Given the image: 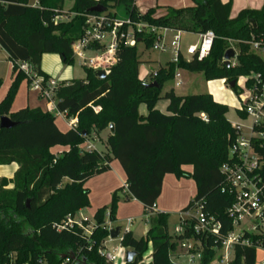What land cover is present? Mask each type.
I'll return each instance as SVG.
<instances>
[{
    "label": "trees",
    "instance_id": "obj_1",
    "mask_svg": "<svg viewBox=\"0 0 264 264\" xmlns=\"http://www.w3.org/2000/svg\"><path fill=\"white\" fill-rule=\"evenodd\" d=\"M66 1L74 2L72 16L64 12ZM191 1L193 5L168 6L166 14L157 15L158 7L141 12L136 0H37L36 5L29 0H0V47L13 65V82L0 102V120L8 116L18 123L12 128L0 127V166H19L13 178H0V264H77L83 260L86 264H112L99 249L109 237L105 213L109 210L110 220L115 221L119 190L124 187L116 190L110 206L97 210L90 235L79 227L59 231L57 225L90 206L86 182L107 172L114 160L126 175L127 200L142 204L150 224L141 238H136L132 230L122 234L121 246L137 252L135 260L126 264H144V254L150 247V264H176L174 256L183 255L180 243L190 238L203 240L201 264H210L214 259L212 237L204 240L189 229L171 235L168 214L153 208L162 194L166 175L192 178L197 191L182 210L200 201L204 212L221 222V235L228 233L231 221L227 209L234 194L220 169L229 160L228 148L236 134L226 117L230 108L210 93L182 96L173 89L165 94L162 90L180 67L203 73L207 80L222 78L229 83L252 73L264 77V59L250 45L252 37L264 40V3L261 9H243L233 18L229 2ZM97 5L105 7L103 13L109 18H117L116 7H125L130 23L122 28L133 29L136 45L120 41L115 52L117 62L105 79L83 65L85 78L59 82L54 96L57 108L68 117H77V126L63 131L57 126V117L40 108L12 111L21 82H32L19 64L28 62L45 80L50 76L41 70L43 54H58L64 64H72V42L84 34L87 17L103 14L91 10ZM60 16L66 19L56 20ZM137 23L198 35L212 30L216 38L211 52L202 60L180 55L179 62L170 60L147 82L139 77L142 60L138 46L143 43L146 50L153 49L156 34L145 28L139 30ZM227 40L239 43L235 65L224 64V53L230 47ZM154 80L159 87L147 86ZM2 83L0 77V88ZM162 99L168 101L166 113L156 106ZM141 104L146 106L145 115L140 112ZM238 111L241 113V107ZM111 124L114 130L103 142L106 151L82 147ZM56 146L67 149L55 153L52 149ZM258 151L264 155V148ZM186 166L192 170L185 171ZM10 184L13 188H7ZM234 253L230 264H256L255 247L239 245ZM71 254L75 259L63 257Z\"/></svg>",
    "mask_w": 264,
    "mask_h": 264
},
{
    "label": "built area",
    "instance_id": "obj_2",
    "mask_svg": "<svg viewBox=\"0 0 264 264\" xmlns=\"http://www.w3.org/2000/svg\"><path fill=\"white\" fill-rule=\"evenodd\" d=\"M36 3L37 0L31 5H36ZM60 19L63 18L61 16L56 17V20ZM125 23L129 24V19L109 18L104 13L89 15L84 34L72 42L73 57L77 58L84 66L95 71L103 70L108 73L117 62L115 52L120 41L124 39L126 44L136 45L133 29L129 28L126 31L122 28ZM136 27L139 30L145 28L152 33L154 32L156 40L153 48L168 51L169 46H171L174 52L171 60L179 62V56L181 55L180 42L184 32L174 30L175 34L168 45L162 40L161 34L162 30L168 29L149 26L146 23H137ZM215 38L216 35L212 30L199 34L198 43L190 44L187 47L186 54L188 57L186 59L189 60L196 56L202 60V58L209 55ZM250 45L253 52L257 50L264 51L263 39L252 37ZM235 64L236 61L233 65ZM19 67L29 79H32L31 85L39 90L41 96L48 101V111L56 117L63 118L70 129L75 128L78 118L68 117L65 112H61L57 108L54 96L59 81L52 77L45 80L43 76L35 73L32 65L28 62L20 63ZM175 77H179L178 72H176ZM146 78L147 75L142 76L141 79L146 80ZM236 83L240 84L241 90L247 92L244 97H241L240 94V115L249 119L251 124H232L236 134L228 148L229 160L223 163L220 169L226 176L228 187L234 194V201L227 209L231 229L222 236L220 233L221 222L208 212H204V205L200 201H194L189 209L180 211L181 224L175 228L176 234H183L185 230L189 229L204 240L211 237L214 239L216 256L210 264H230L235 257V248L239 245L255 247L257 251L260 250L264 253V155L258 151V149L264 148V77L262 74L252 73L249 77H240ZM181 84L182 81H177L176 87H180ZM202 118L205 121L208 120L205 114L202 115ZM244 129H248V135L244 134ZM87 141L82 147L86 150H96ZM225 191L226 189L223 188V192ZM153 209L157 211V206L154 205ZM126 221L128 227L125 231L129 230V226L133 224V218H127ZM74 227H79L84 234L90 235L95 228V224H89L86 219L76 220L75 216L69 215L57 225L59 231L67 228L73 229ZM108 228L109 230L112 229L110 225ZM179 247L182 254L187 255L189 262H194L203 256L204 244L201 239H185ZM99 253L108 262L114 263L118 258L117 254L105 252L103 245L99 249Z\"/></svg>",
    "mask_w": 264,
    "mask_h": 264
},
{
    "label": "rangeland",
    "instance_id": "obj_3",
    "mask_svg": "<svg viewBox=\"0 0 264 264\" xmlns=\"http://www.w3.org/2000/svg\"><path fill=\"white\" fill-rule=\"evenodd\" d=\"M158 5L153 4L152 0H139L140 7L142 9H149L154 5V7H158V11H160L161 14H166L168 6L173 7H183V6H177L178 0H158ZM189 5H193V2L190 0ZM186 6V5H185ZM114 12L117 13L118 20H125L128 18V13L126 12V9L123 5H120L114 9ZM175 34L174 30L167 32L163 35V41L170 44L169 42L172 40L173 35ZM199 41V35L197 33L193 32H185L182 34L181 38V46H180V53L183 56V58H187L188 55L186 54V49L190 44H197ZM229 42L230 47L235 49L236 53L238 54V51L240 50L239 43L232 40H227ZM139 53H140V60H147L150 62L144 63L145 67L147 69L154 70L156 69L160 64L165 66L168 62H170L171 58L174 55L173 48L169 46L168 51H162V50H156V49H145V45L143 43H139ZM260 57L264 59V51L263 50H257L255 51ZM54 55V54H50ZM58 57L59 62H56L55 64H52L51 66L54 68L53 73L51 75L52 78L57 79L59 82L62 80L68 79H83L85 78V69L83 65L80 63V61L74 57V62L72 64H64L62 60H60ZM236 59H233L231 62L232 64L235 63ZM159 64V65H158ZM162 67V66H161ZM9 68V62L7 59V56L5 52L0 48V74H4L5 71H7ZM177 72H179L184 80V84L180 87H176V80L171 78L169 81L166 82V84L163 87V94L166 93V91H170V89H173L174 92H176L178 95L187 96L189 94H203V93H210L216 97V99L220 100L221 102L228 105L230 108L229 112L227 113L226 117L227 120L232 123H241L245 125H250V120L242 117L238 111V109L241 107V97H244V95H247L246 91L240 90V84H237V88L234 90L230 87L229 81L227 79L219 78L217 80H207L205 75L203 73H197L192 72L187 69H184L182 67L178 68ZM140 73V70H139ZM152 79V76H151ZM150 76H148V81L151 80ZM3 80V79H2ZM24 89L26 91V84H24ZM19 90V89H18ZM240 91V93H239ZM2 95V92H0V96ZM25 95V94H24ZM23 93L20 94L21 96H24ZM167 103L165 99L160 100L158 104V109H160L162 112H167L164 105ZM140 112H144L147 114V109L145 104L140 105ZM60 118V117H58ZM57 124L62 128L66 130V127L64 124L61 123V121L58 119L56 120ZM111 132V127L109 129H106L104 133L100 134L101 141H94V144L96 145L97 149L101 151V149L106 148L105 143H102V140L106 138V135ZM244 134L248 135L249 131L248 129H244ZM104 144V145H103ZM110 170V169H109ZM105 173V172H104ZM104 173L97 174L93 176L90 180H88L85 184L86 187L90 189L89 194V201L90 206L83 208V210L78 214V218H84L87 219L90 224H95V214L99 208H102L103 206H110L112 197L117 189L124 187V183L122 181V175L119 177L117 184H114V188L111 191L110 189H107L105 186V179L106 175ZM190 179V178H189ZM184 179V180H189ZM114 180V179H112ZM187 186H183L181 188H174L171 186H165L163 188V193L160 196L159 201H162L165 203V206H167V222H168V232L169 234L173 235L175 233V228L181 224L180 222V211L179 209H176L175 203L177 199L183 198L185 199L187 196H190L189 198H193L195 195L196 189H195V182L191 180V182H188ZM126 189L119 190V201L117 203V210H116V218L115 221L110 220L109 216V210L105 213V221L107 226L109 227V224L114 227H121L123 230H125V227L128 225L126 219L128 217H132L134 219V222L132 225H130V229L133 231V234L136 238H141V236H144L146 229L150 226V224L147 221V212L145 211L144 207L139 204L136 200L130 198L127 200L126 197ZM187 206V204H185ZM124 233V231H123ZM119 242L117 241V244ZM148 251H152L148 250ZM146 252L143 257L144 264H150L151 262V252ZM257 260L256 264H262L261 258L264 255L263 252L260 250L257 251ZM174 263L177 264H201L200 259L195 260L194 262H189V259L187 255H177L174 256L173 259Z\"/></svg>",
    "mask_w": 264,
    "mask_h": 264
},
{
    "label": "crops",
    "instance_id": "obj_4",
    "mask_svg": "<svg viewBox=\"0 0 264 264\" xmlns=\"http://www.w3.org/2000/svg\"><path fill=\"white\" fill-rule=\"evenodd\" d=\"M34 2H36V0H29V3L30 4H32ZM152 2H153V4L158 5V3H157L156 0H152ZM189 2H190V0H178V3H177L178 5L177 6H183V7H185V5H189ZM222 2L223 3H228V2L231 3V9H232L231 17L234 18V16H236L243 9H250V8L261 9V7H262V5L264 3V0H222ZM73 5H74V2L73 1H66L65 4H64V12L67 13L68 15H71L72 16L73 13L71 12V9H72ZM136 5H137L138 9L141 12H146V9H142L140 7L139 0H136ZM152 7H154V5H152ZM152 7H150V8H152ZM157 15H162L160 13V11H158V9H157ZM62 18L63 19H66V17H62ZM169 30L173 31L172 29H169ZM169 30H162L161 31L162 37H163L164 34H166L167 32H169ZM3 51L5 52V54L7 56V59H8V62H9V68H8L7 71L4 72V74H0V77L3 79V83H2V86L0 88V92H2V95L0 96V102L7 95L8 91H9V88H10L12 82H13V73H12V66L13 65H12V62L9 59V55L7 54V52L5 50H3ZM50 54H54V55H50ZM56 55H58V54H55V53H46V54H43L42 59H41V70L45 74L49 75L50 77H53L51 75V73H53V70H54V68L51 65L52 64H55L56 62H59V59H58V57H56ZM59 58L61 60V57L60 56H59ZM147 62H150V61L142 60V64L140 65V68H139V70H140L139 77L142 78V76L147 75V78H146L145 81L149 82L148 81V76H150L151 74H154V72L157 71L163 65H161V64L159 65L158 64L159 66L156 69L151 70V69H147L145 67L144 63H147ZM150 79H151V76H150ZM174 79L176 80V82L179 81V80L182 81L181 86L184 84V80H183V78H182V76H181L180 73H179V77H175ZM65 80H68V79H65ZM62 81H64V80H62ZM24 84H26V91L24 89ZM22 93H23V95L24 94L25 95L20 97V94H22ZM214 99L217 102H221L220 100L216 99L215 96H214ZM159 102L160 101H158V103L156 105L157 107H158ZM167 105H168V101L164 105V107L166 108ZM25 107H29V108H40L42 111L48 112V110H49V103H48L47 100H45L41 96L39 90L35 89L31 85V83H28L26 80H23L21 82V84L19 86V90H18V92H17V94H16V96H15V98L13 100V103H12V106H11V110L12 111H17L18 109L25 108ZM139 109H140V107H139ZM166 110H167V108H166ZM140 111H141V109H140ZM141 113L145 115L144 112H141ZM58 119L61 121L62 124H64V126L66 127V130L70 129L69 125L67 124V122L63 118H58L57 117L56 120H58ZM57 126L61 130L66 131L65 129H62L58 124H57ZM104 132H102V133H104ZM107 135H106V137H107ZM98 140L101 141L100 135L99 136L95 135L92 139L88 140L87 142L91 143L97 149L96 145L94 144V141H98ZM105 140H106V138L104 140H102V143ZM66 149H67V147L56 146L52 150L55 153H61V152H63ZM97 150H99V149H97ZM101 151H106V148L101 149ZM18 168H19V166L16 163H12V164H9V165H1L0 166V178H3V177L4 178H7V179L13 178V176H14V174L17 171ZM183 169L185 171H188L189 172V171L192 170V167L191 166H189V167L186 166V167H183ZM104 175H106V176L108 175L106 177V179H105V184H106L105 187L107 189L112 188L109 191L112 192V190L114 188V184L115 183L117 184V181H119L118 180V175H119V177L121 175L123 176L122 177V181L124 183V189H127L126 175H124V172H123V170H122V168H121V166H120V164H119V162L117 160H114V161L111 162V168H110V170H108L107 172H105ZM112 179H114V180H112ZM184 179H186V178H178L175 174H168L164 178L162 190H163V188L165 186H168V185L171 186V187L174 186V188H181L184 185L185 186L188 185V184H186L187 181L188 182H191V180H192V182H193V179L192 178H190L189 180H184ZM67 181H68V179H65L64 180V182H67ZM7 188H13V184L8 185ZM195 189H196V186H195ZM163 191H162V193H163ZM196 191H197V189H196ZM195 194H196V192H195ZM189 197L190 196H187L185 199H183V198L177 199V201L175 203L176 209H179V211H181L184 207H186L185 204H188L189 201L192 199V198H189ZM159 199L157 200V203H156L157 210L166 213L167 212V206H165V203H163L162 201H159ZM140 205H142V204H140ZM82 210L83 209L79 210L76 213V215H75V219L76 220H82V219H84V218H80V219L78 218V214ZM128 218H132V217H128ZM87 222H88V220H87ZM133 222H134V219H133ZM110 227L111 228H115L113 225L112 226L110 225ZM126 227H128V225ZM126 227H125V229H126ZM148 229H149V227L146 229L145 234L148 231ZM129 230H131L130 229V226H129ZM123 231H125V230H123V228H121V232H120V235H119L118 238L114 239V238H111L109 236L104 241V243H103V249H104L105 252L111 253V254H115V255L117 254V256H118L117 260L114 263L111 262L112 264H126V252L128 250H131V249H127V248L123 249V247L121 246V240L120 239L122 237ZM117 241L119 242L118 244H117ZM149 250H151V247H150ZM148 252H152V251H148ZM150 260L152 261V258ZM261 263L264 264V255L261 258Z\"/></svg>",
    "mask_w": 264,
    "mask_h": 264
},
{
    "label": "water",
    "instance_id": "obj_5",
    "mask_svg": "<svg viewBox=\"0 0 264 264\" xmlns=\"http://www.w3.org/2000/svg\"><path fill=\"white\" fill-rule=\"evenodd\" d=\"M91 10L94 11V12H97V13H103V11L105 10V7L97 5V6L93 7ZM236 56H237V53H236L235 49L229 48L224 53V56H223L224 64L226 66H230L231 65V61L233 59H235ZM97 75H98L99 78L105 79V77L107 75V72L106 71L104 72L103 70H99V71H97ZM236 82H237L236 80L235 81H231L229 83L230 87L234 88ZM147 86H149V87H154V86L155 87H159V85H158L156 80H154L153 82L148 83ZM17 124L18 123L12 121L8 116H3L1 118V120H0V127H2V128H12V127L16 126ZM110 127H111V132H113L114 126L111 124ZM120 232H121V227H115V228H112L109 231V235H110L111 238L116 239V238L119 237ZM63 257L64 258L67 257V258L75 259V256L73 254H71V255H63ZM136 257H137V252L136 251L128 250L126 252V263H132L135 260ZM77 264H86V261L83 260L82 263L81 262H77Z\"/></svg>",
    "mask_w": 264,
    "mask_h": 264
}]
</instances>
